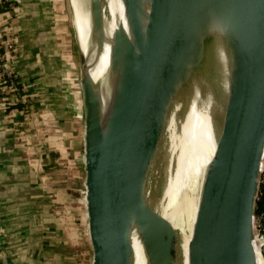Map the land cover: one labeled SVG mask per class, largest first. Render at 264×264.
<instances>
[{
	"label": "water",
	"instance_id": "1",
	"mask_svg": "<svg viewBox=\"0 0 264 264\" xmlns=\"http://www.w3.org/2000/svg\"><path fill=\"white\" fill-rule=\"evenodd\" d=\"M120 1L124 21L109 35L108 0H69L90 264H135V241L147 264H259L264 0ZM76 3L89 13L86 49ZM107 45L106 78L96 81L92 71ZM193 111L208 118L215 150L195 198L186 256L164 208Z\"/></svg>",
	"mask_w": 264,
	"mask_h": 264
},
{
	"label": "crops",
	"instance_id": "2",
	"mask_svg": "<svg viewBox=\"0 0 264 264\" xmlns=\"http://www.w3.org/2000/svg\"><path fill=\"white\" fill-rule=\"evenodd\" d=\"M0 48L22 92L0 90V264H73L86 218L68 0H10L0 11Z\"/></svg>",
	"mask_w": 264,
	"mask_h": 264
},
{
	"label": "bare ground",
	"instance_id": "3",
	"mask_svg": "<svg viewBox=\"0 0 264 264\" xmlns=\"http://www.w3.org/2000/svg\"><path fill=\"white\" fill-rule=\"evenodd\" d=\"M111 20L107 23V32L112 34L119 22L124 21V11L120 0H108ZM76 29L84 49L89 37V13L76 3ZM109 46L105 47L104 55L98 66L92 71L96 81H104L108 69ZM215 150L208 118L194 111L188 117V123L183 133L178 169L175 180L168 192V202L164 214L179 229L183 235V248L187 256V243L192 234V227L196 216V195L199 194L205 169ZM257 248L258 244H257ZM135 264H147L146 258L138 241H135ZM260 250H258V254ZM259 264H264L258 255Z\"/></svg>",
	"mask_w": 264,
	"mask_h": 264
},
{
	"label": "trees",
	"instance_id": "4",
	"mask_svg": "<svg viewBox=\"0 0 264 264\" xmlns=\"http://www.w3.org/2000/svg\"><path fill=\"white\" fill-rule=\"evenodd\" d=\"M10 5V0H0V11L8 9ZM0 52L2 49L0 48ZM18 78L16 75L12 74L11 78L6 75H2V80L0 81V90L3 88H8L12 95H21V86L20 84H15ZM14 82V84H12ZM18 105H15L17 107ZM13 107V105H10ZM256 214H264V185L261 186L259 197L256 203Z\"/></svg>",
	"mask_w": 264,
	"mask_h": 264
},
{
	"label": "built area",
	"instance_id": "5",
	"mask_svg": "<svg viewBox=\"0 0 264 264\" xmlns=\"http://www.w3.org/2000/svg\"><path fill=\"white\" fill-rule=\"evenodd\" d=\"M2 75H6L9 78H11L12 73L7 68L5 55L3 54V52H0V81L2 80ZM12 84H14V82H12ZM15 84H19V80H17ZM263 185H264V166H263L261 179H260V189H261V186ZM254 223H255V230H256V242L258 244L260 253L262 254L263 259H264V214H255Z\"/></svg>",
	"mask_w": 264,
	"mask_h": 264
},
{
	"label": "rangeland",
	"instance_id": "6",
	"mask_svg": "<svg viewBox=\"0 0 264 264\" xmlns=\"http://www.w3.org/2000/svg\"><path fill=\"white\" fill-rule=\"evenodd\" d=\"M68 6H69V20H70V25H71V28H72L73 33H74L73 22H72V13H71V8H70L69 0H68ZM76 62H77V65H78V75L80 76L79 60H78V52H77V50H76ZM13 106H15V105H13ZM83 177H84V172L82 174V178H80V184L82 186H83ZM82 191H84V188H83ZM81 198L84 200V194L81 195ZM82 206L84 208V214H85V207H84V205H82ZM81 237L83 238V240L81 241V243L79 245L73 246V248H71V250L73 251V253L75 255V257H74V260L75 261H74L73 264H90L91 254H90V248H89L88 240H87L86 225H85V232H82Z\"/></svg>",
	"mask_w": 264,
	"mask_h": 264
}]
</instances>
